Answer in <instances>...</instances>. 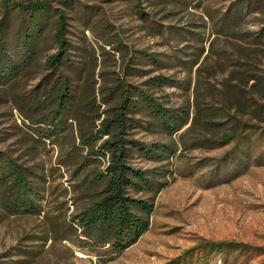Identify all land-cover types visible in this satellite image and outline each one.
<instances>
[{"label":"rangeland","instance_id":"obj_1","mask_svg":"<svg viewBox=\"0 0 264 264\" xmlns=\"http://www.w3.org/2000/svg\"><path fill=\"white\" fill-rule=\"evenodd\" d=\"M36 1L45 0H0V153L45 177L39 215L0 212V264H264V129L253 127L226 145L210 147L197 146L196 138L216 128L222 132L233 121L226 115L213 119L220 124L209 125L206 133L191 124L195 98L215 110L220 103L215 92L233 69L243 67L236 64L247 60L239 45L264 74V46L247 43L264 28V12L245 11L235 35H217L219 19L234 0H71L64 6L71 67L64 66L63 72L75 84L78 103L90 101L91 106L80 107L77 119L69 120L73 134L62 133L51 144L39 137L47 126L34 122L41 118L38 102L47 100L40 92L54 80L45 64L56 51L54 10L42 17L36 56L26 57L18 39L28 20L20 16L17 4ZM46 1L53 8L62 6ZM261 4L257 8L264 9ZM193 31H201L203 39H193ZM155 75L184 84L162 92L170 106L183 107L190 115L172 136L158 128L150 131V119L140 115L130 130L133 138L148 144L160 141L175 150L159 162L138 155L132 160L137 167L161 172L158 181L163 187L153 197L149 229L114 255L106 248L95 253L63 239L74 210L73 189L99 165L92 157L89 166L74 172L86 153L77 139L80 130L93 129L98 104L103 110V98L115 101L119 82L143 88ZM241 120L247 126L256 123L246 116ZM74 138L76 151L71 147ZM63 142L68 146L60 147ZM100 160L106 164V159ZM51 224L57 229H50ZM216 244L220 249L213 247Z\"/></svg>","mask_w":264,"mask_h":264},{"label":"trees","instance_id":"obj_2","mask_svg":"<svg viewBox=\"0 0 264 264\" xmlns=\"http://www.w3.org/2000/svg\"><path fill=\"white\" fill-rule=\"evenodd\" d=\"M56 1L62 6L53 8L51 1L46 0L17 4L20 16L22 18L26 16L28 20V23L21 27L22 34L20 32L18 34L21 46L26 51L25 56L28 58L36 56L34 47L41 35L42 17L51 9L56 15L53 35L56 51L45 61L46 69L50 70L54 80L49 88L45 87L40 92L42 100L45 96L47 100L38 102L41 118L34 122L47 126L39 137L50 141L51 144H55V139L62 133L73 134L69 120L77 119L80 107L85 109L91 106L90 101L82 102L81 105L78 103L75 84L72 78L63 72L64 66L71 67L68 63V24L64 9V6L70 5L71 0ZM262 2L264 3V0H234L219 19L215 34L225 35L229 32V35H235L238 31L237 25L241 23L245 11L254 9L256 12H264V9L257 8ZM3 35L4 32L0 29V40ZM191 35L196 41L203 39L201 31H193ZM251 42L264 46V28L253 35L247 42L248 45H251ZM245 49L239 45V51L247 57V60L236 63L237 65L242 63L243 67L238 66V69H233L222 83L219 92H215L220 98L219 106L215 110L206 108L201 99L195 98L196 111L191 124L192 126L197 124V128L203 133H206L209 125L214 127L215 124H220V122L215 123L213 119H220L226 115L230 119L229 122L233 121L222 132L215 127L216 129L205 138H196L197 146L220 147L244 135L245 131L253 127L264 129V126H260L264 123V74L259 71L258 63L250 62L251 57ZM249 51L253 50L249 49ZM193 61L196 62L197 59L190 63ZM199 81L197 80L196 86ZM173 85L184 84L177 83L164 75L148 78L143 88L119 82L115 101L109 102L103 98V103L107 105L103 110H100L98 104L97 114L92 120L93 129L89 132L80 130L77 136L80 150L86 153L74 172H79L83 166H89L88 160L92 157L99 159V165L92 168L73 189L77 193L73 201L74 210L70 215L66 236L63 239L77 241L79 246L85 245L95 253L98 249L106 248L114 255L133 244L149 229L153 197L163 187V183L158 181L161 172L137 167L132 160L138 155L159 162L169 158L175 150L170 144L160 141L150 144L142 142L131 137L130 130L137 123H135L137 115L150 119L151 122L147 127L150 131H156L155 129L158 128L167 136L176 134L188 123L189 110L170 106L167 94L162 92L164 87ZM158 93L163 94L158 95ZM212 93L207 92L209 95ZM244 116L247 120H255L256 123L247 126L246 121L241 122ZM192 126L190 130L193 129ZM202 136L204 137L205 134ZM75 141L74 138L71 145L73 150L77 149ZM64 144L68 146L66 142L59 146L62 147ZM100 159H106V164L102 165ZM59 163L69 165L65 161ZM43 181L45 182V177L39 176L35 170L20 162L18 158L0 153V212L6 216L39 215L44 198ZM56 227V224L50 225L52 230L57 229ZM73 236L76 240H72ZM213 247L217 249L220 245L216 244ZM23 252L29 253L25 250Z\"/></svg>","mask_w":264,"mask_h":264}]
</instances>
